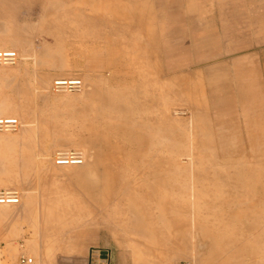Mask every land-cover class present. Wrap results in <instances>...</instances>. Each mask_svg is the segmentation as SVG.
Segmentation results:
<instances>
[{"label": "rangeland", "instance_id": "1", "mask_svg": "<svg viewBox=\"0 0 264 264\" xmlns=\"http://www.w3.org/2000/svg\"><path fill=\"white\" fill-rule=\"evenodd\" d=\"M131 1L135 0H126L128 8ZM137 1L143 4L142 17L151 16L140 25L129 17L115 21V15L124 9H100L76 0L47 2L44 15L36 21L24 16L26 0H17L15 9L10 0L0 3V35L10 36L12 43L29 44L35 51L22 58L14 43L0 47L13 49L21 57L16 64L0 65V69L20 65L30 75L27 97L26 79L23 83L18 75L0 72V108L18 113L0 116L21 121L16 131L0 132V169L7 162L16 165L31 156L35 162L29 173L33 174L41 155H46L42 170L48 180L80 190L87 183L81 178L80 165H56V151L77 149L91 157L88 150L94 149L86 147L89 130L107 136L110 144L136 152L139 135L146 136L150 128L157 127L155 118L166 107L167 124L173 123L174 129L164 135L157 129L159 147L165 148L156 149L155 154L166 158L183 153L181 168L167 164L143 168L131 161L115 165L112 170H125L127 175L114 185L120 193L109 200L111 213H103L101 199L93 201L84 194L78 196V203L84 207L93 204L95 213L72 209L71 214L53 222L46 213H39L37 200L32 201L27 218L13 217L0 205V264H23L20 256L31 257L30 264H91L93 250H98V264L103 259L104 264H177L183 260L193 264L264 263V144L251 148L248 142L252 130L264 135V0H186L191 18H185L181 3L174 1L166 11V21L152 18L155 0ZM37 8L32 4L29 10L34 13ZM10 10L13 17H5ZM86 14L100 15L115 29L126 31L111 34L106 32L107 26L100 32L76 31L74 21ZM33 22L42 24V29L22 35L26 24ZM154 44L174 50L173 67L190 58L191 74L167 80L158 70ZM208 63L215 66L212 71L201 67ZM59 77H78L83 87L55 92L52 81ZM170 85L178 86L176 98L167 102L151 98L153 91ZM238 91L246 96L243 109L218 113L225 99L235 101ZM108 93L144 95L143 109L153 119L140 131L119 129L127 120L107 105L109 100L103 102ZM211 94L219 98L213 100ZM117 103L127 104L125 99ZM21 106L27 108L29 117H23ZM245 106L257 114L248 123ZM29 118H36L34 125L23 133ZM154 130L153 135L157 134ZM181 135L183 141L178 140ZM5 136L14 138L16 148L1 141ZM23 136L34 142L28 149L25 146L27 152ZM189 153L193 154L192 163ZM150 170L160 175L159 181H146ZM237 172L236 181L232 175ZM22 186L0 180V189L19 191L21 203ZM163 199L186 205L188 213H159ZM193 199L202 213H189ZM193 215L195 222L191 223Z\"/></svg>", "mask_w": 264, "mask_h": 264}, {"label": "crops", "instance_id": "2", "mask_svg": "<svg viewBox=\"0 0 264 264\" xmlns=\"http://www.w3.org/2000/svg\"><path fill=\"white\" fill-rule=\"evenodd\" d=\"M11 3H13V5H11L12 9H15V5L17 0H10ZM49 3L50 1L53 2V0H26V4H27V11L25 12V18L29 21H36V20H40V17H42L44 15V7L47 5V2ZM58 1V0H57ZM56 0H54L53 3H57ZM61 1H65V0H61ZM69 1V0H66ZM85 2L89 5H91L92 7H99L100 9H112V8H116V9H124V13H117L115 16L116 20L115 21H119L122 18L125 17H129L131 20V22L135 25H140V24H144L145 22H147L149 20L150 13L148 15V17L144 16L140 14V8L143 5L142 3H140L139 1L135 0L134 2L131 1V6L128 8L127 4H126V0H76V2ZM168 1L170 3H168ZM174 1H177L179 3H181L182 6V10L184 12V16L185 18H189V11L188 8L186 6V0H155V4H156V10L153 12L152 14V18H154L155 20H169L168 17V12L166 13V11L169 10L170 8V4ZM3 2V0H0V3ZM31 3V4H30ZM149 3V2H148ZM32 4H36L38 5V8L35 10L34 13H31V11L29 10V5ZM2 10V6H0V11ZM130 10V11H129ZM12 11L10 10V12L5 13V17H13L12 16ZM32 15V17H30ZM87 15V14H86ZM96 16H98L97 14H95ZM94 15V16H95ZM36 16V17H34ZM93 15L88 16L87 15V25L83 28L79 27V16L76 18L77 22L74 21L75 24V29L76 27L78 29H76V31L78 30H86V31H95V32H100V29L102 30V28L104 29L106 26H108L110 29L108 30L107 28V32L111 33V34H116V32H120V33H125L124 30H118L114 27L111 26V21H104L102 19V17L99 15L98 18L100 21V27L98 26V19L97 21H95V19L91 18L94 17ZM119 17V18H117ZM191 18V17H190ZM89 19V20H88ZM119 19V20H118ZM94 21V22H93ZM103 21V22H101ZM29 23V22H28ZM97 23V24H96ZM105 23V24H104ZM41 24V23H40ZM96 24V25H95ZM108 24V25H107ZM90 25V27H88ZM92 25V26H91ZM104 25V26H103ZM106 25V26H105ZM36 26V27H35ZM97 26V27H96ZM46 27V26H45ZM93 27V28H92ZM98 28V29H97ZM100 28V29H99ZM42 29V24L39 25L37 23H32V24H26V27L24 29L23 32H21L22 35H27V33H25V31L27 32H33L34 30L37 31ZM90 29V30H89ZM113 29V30H111ZM167 36L169 34V32L167 31L165 33ZM29 35V34H28ZM27 35V36H28ZM33 34H31L32 36ZM30 36V35H29ZM12 38L10 36H3L0 35V47H2L5 44H10L12 43L11 40ZM14 45L13 47L15 48V50L20 51L22 58L30 55L31 53L34 54L35 51L34 49L29 45V44H17L16 42H13ZM12 43V44H13ZM155 45L154 51L157 54V57L159 59V65L160 67H158L159 72H161L163 74V76L168 80V78H170L171 76H178L181 75L182 77H185L189 74H191V72L189 71V67L190 65V58H187V61L185 63H181L178 64L177 67H173L170 64L172 55H173V49H169L170 47L167 46H160V45ZM145 47V46H142ZM48 51H51V47L48 49ZM150 52H153L150 50ZM152 53V54H155ZM24 55V56H23ZM19 58H21L19 56ZM208 64H201V67H204V70L207 71H212L215 66H207ZM204 65V66H203ZM0 72H6V73H11L12 75H18L20 76V78L23 79V83H25V79H26V88H27V93L26 96H29V88H30V84H29V72L26 71L24 66H13L10 69L9 68H1ZM15 77V76H14ZM12 78H7V80H11ZM184 79V78H182ZM178 88V86L175 85H170V87H165V88H158L155 91H153L151 98H153V100L155 102L160 101L161 99H166L167 101H171L172 98H176V89ZM156 97V99H155ZM188 97V94H187ZM7 101L8 98V93H6L5 97H4ZM145 96H119V95H115L113 93H108L107 97L105 99H103V102L106 104L107 100H109L110 102L107 105H111L112 107H114V112L119 113L122 117L125 116L126 120H127V124L124 125H120L121 130H125V131H131V132H135V131H140L141 129H145L144 127V123L147 121H151L153 118L150 116V114L145 113L146 111L143 109V104L146 103V100L144 99ZM210 98H212L213 100H216L217 98H219V96L211 94ZM122 99H125V101L127 102V104H116V101H121ZM144 99V100H143ZM243 99H246V96L244 94L243 91H238L237 95H236V99L234 102L229 101L227 99L224 100V105L221 107V109L218 107L217 111L218 113H222L227 111V110H231L232 108H236L238 111L243 109ZM135 101V102H134ZM5 102V101H2ZM137 103V104H136ZM245 109L248 110V114L245 117V122L248 123L250 121V119H253L257 116L256 112L251 109L249 106H245ZM21 110H23L24 114L23 117L25 118V116H28V110L27 108H24V106H21ZM113 111V110H112ZM169 109L166 108H161L160 112L157 114L156 119V124L157 127H152L149 130V134L144 136V135H139L140 138H138L136 140L137 143V149L136 152L139 151H143V154H139L136 156V152H130V151H126L124 149V147L119 146V145H115V144H110V141L108 139L107 136L105 135H94L91 131L87 130V136H86V147L89 149H94V151H90L88 150V153H91L92 156L86 158L87 162L80 165V173L82 175L81 178L85 179L87 181L86 184H82L81 189L77 190L75 189V191H73L72 189H68L67 187H64L61 184H57V183H51L48 180V176L45 172H43L42 170V165L45 162V160L47 159L46 155H41V160L39 161V164L36 165V169L34 171L33 174L29 173V169L31 168V166L34 164V157L31 156H27L25 158H22L18 161H16V165H23L25 166V168H23L24 170H18L15 169L14 166L15 163L12 161L10 164L9 162L5 163V166H3L0 169V180H5L7 183L9 184H17V185H24L22 186V190L24 192V200L22 203L19 204L20 207H16V208H11L8 206H5L6 211L8 212L7 214L13 216V217H17V218H27L30 213V207L32 205V201L33 200H37L38 204L37 207H39V213H46V215L51 219V221L53 222L56 217L61 216L64 217L67 214H71V210L74 209L76 211H78L79 213L82 212L83 210L88 211V213H95L96 212V208L94 207V205H90V206H82L80 205V203H78V196L84 194V196L86 197H90L93 201L102 200V203L105 211L103 213H111L108 211L107 208L110 207V203L109 200L111 197L115 196V195H119V191L116 190V187H114L116 181L120 180V178L124 175H127L126 171L123 170V172H119L117 170H112V168H114L115 165H118L119 163H122L124 166L125 162H129L131 161L133 164H135L137 167H149V168H153V167H159V165L162 164H167V165H171L173 167H177V168H181L183 167V164L180 160V155H182L183 153L180 152L179 154L174 155L173 157H160L157 154H155L156 149L159 151H161L162 147H159V138L161 137V135H159V132L157 131L158 128H160L162 135H164L166 133V131H169V129L171 131H173L174 129V125L173 123L171 125H168V117H169ZM6 113H12L17 115L18 113L14 110L13 112L10 109H1L0 108V115L6 114ZM10 117V116H9ZM29 117V116H28ZM121 117V120H122ZM36 118L32 119H28L26 121V126L28 127L26 130H24L23 133H26L27 131L30 132V130H32V128H29L30 126L34 125V120ZM21 122V121H20ZM21 124V123H20ZM21 126V125H20ZM155 129V130H154ZM155 131L157 134H152V131ZM14 138L10 137V136H5L1 138V141H6L5 143L8 145H11L12 148H16V146L14 145ZM179 141H183V135H181L178 138ZM23 142H24V150H25V146L26 148L30 147V145H32V141L27 140L26 137L23 136ZM248 142L250 144V147L253 148L255 146H262L264 144V135L258 134L257 132H255L254 130H252L249 133V137H248ZM71 142H69L70 144ZM57 145H61L62 141H56ZM35 145V144H33ZM4 148V147H3ZM27 148V149H28ZM173 151L176 150V147H173L172 149ZM26 151V150H25ZM166 151V149H165ZM11 153L15 154L13 150L10 151ZM27 152V151H26ZM192 153H189V160L190 163H192ZM223 156V155H222ZM179 162V163H178ZM123 169V168H121ZM98 171L101 172V175H98ZM146 181H159L160 179H158L160 177V175L155 174L152 170L147 171L146 173ZM128 177V176H127ZM239 177V172L234 173L232 175V178H234V180L237 181V178ZM132 177H130L131 179ZM140 178L142 179V174L140 175ZM223 179L225 177H222ZM231 178V179H232ZM233 180V179H232ZM117 184V183H116ZM118 188V187H117ZM36 190H38L37 194L35 195L34 192H36ZM117 191V192H116ZM22 196V195H21ZM28 203V204H27ZM161 204V208L159 210V213H188V208L186 205L184 204H178L175 202V200H171V199H163V201L160 202ZM190 204H192V209L190 210L189 213H202V209L200 208V206H198V208H195V204H194V199L193 202H190ZM24 205V206H23ZM27 207V208H25ZM52 207V208H51ZM18 209V210H17ZM27 209V210H24ZM15 210V211H14ZM137 213H144L142 210H138ZM195 222V216H191V223ZM38 224L40 225V220L38 221ZM43 224V223H42ZM41 224V226H42ZM38 225V226H39ZM53 225V224H52ZM184 222L182 223V226H184ZM44 226H47V224H45ZM113 264V263H111ZM139 264V263H138ZM215 264V263H212ZM225 264V263H223ZM264 264V263H263Z\"/></svg>", "mask_w": 264, "mask_h": 264}, {"label": "built area", "instance_id": "3", "mask_svg": "<svg viewBox=\"0 0 264 264\" xmlns=\"http://www.w3.org/2000/svg\"><path fill=\"white\" fill-rule=\"evenodd\" d=\"M19 61L18 53L13 49H0V65H14ZM83 87L82 80L78 77H59L52 81V89L55 92L80 91ZM20 121L16 117L0 116V132H13L20 127ZM85 156L77 149L58 150L53 155V161L59 166L80 165ZM20 203V193L16 189H0V205H16ZM19 262L32 263L31 257L20 256ZM177 264H193L190 261H179Z\"/></svg>", "mask_w": 264, "mask_h": 264}, {"label": "bare ground", "instance_id": "4", "mask_svg": "<svg viewBox=\"0 0 264 264\" xmlns=\"http://www.w3.org/2000/svg\"><path fill=\"white\" fill-rule=\"evenodd\" d=\"M66 1V0H65ZM47 2V1H46ZM31 4V3H30ZM31 5H29V7H30ZM130 11V10H129ZM83 12V11H82ZM91 15H95V14H91ZM88 16H90V15H88ZM30 17H32V15L30 16ZM34 17H36V16H34ZM99 17V15L98 16H94V17H91V18H93V19H95V21H97V19H98V26L100 25L99 23H100V21H99V19H101V18H98ZM86 18H87V15L85 16V15H79V27H81V28H83V27H85L86 25H87V20H86ZM117 18H119V17H117ZM89 20V19H88ZM116 20V19H115ZM119 20V19H118ZM105 21V20H104ZM76 22H77V20H76ZM94 22V21H93ZM101 22H103V21H101ZM63 24V23H62ZM97 24V23H96ZM95 24V25H96ZM105 24V23H104ZM108 25V24H107ZM92 26V25H91ZM104 26V25H103ZM106 26V25H105ZM36 27V26H35ZM88 27H90V25L88 26ZM97 27V26H96ZM100 27V26H99ZM108 27V26H107ZM93 28V27H92ZM106 28V27H105ZM120 28V27H119ZM121 28H123V27H121ZM131 28V27H130ZM129 28V29H130ZM76 29H78L77 27H76ZM75 29V30H76ZM98 29V28H97ZM100 29V28H99ZM108 29H110L109 27H108ZM38 30V29H37ZM62 30V29H61ZM90 30V29H89ZM93 30V29H92ZM91 30V31H92ZM107 30V29H106ZM111 30H113V29H111ZM116 30V29H115ZM100 31H101V29H100ZM125 31V30H124ZM107 32V31H106ZM130 32V31H129ZM118 32H116V34H117ZM63 34V33H62ZM114 34V33H113ZM89 39V38H88ZM90 40H92V39H90ZM93 41V40H92ZM17 52V51H16ZM24 56V55H23ZM155 99H156V97H155ZM135 102V101H134ZM137 104V103H136ZM183 112V111H182ZM178 113V112H177ZM17 118V117H16ZM21 123V122H20ZM84 156H85V160H86V154H84ZM85 160H84V162H85ZM181 160V159H180ZM83 162V163H84ZM82 163V164H83ZM179 163V162H178ZM81 165V164H80ZM68 166H79V165H68ZM21 195V194H20ZM21 197V196H20ZM23 198V197H22ZM25 201V200H24ZM21 203V202H20ZM28 204V203H27ZM21 205V204H20ZM5 206H8V207H11V208H16V207H20L19 206V204H16V205H5ZM22 206V205H21ZM24 206V205H23ZM25 208H27V207H25ZM52 208V207H51ZM28 209V208H27ZM27 209H24V210H27ZM18 210V209H17ZM15 211V210H14Z\"/></svg>", "mask_w": 264, "mask_h": 264}, {"label": "water", "instance_id": "5", "mask_svg": "<svg viewBox=\"0 0 264 264\" xmlns=\"http://www.w3.org/2000/svg\"><path fill=\"white\" fill-rule=\"evenodd\" d=\"M92 259H91V264H98L97 262H98V250H93L92 251V257H91ZM104 259L103 260H100V263L101 264H104Z\"/></svg>", "mask_w": 264, "mask_h": 264}]
</instances>
